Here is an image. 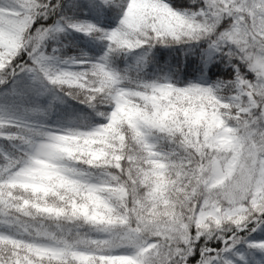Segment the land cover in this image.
Masks as SVG:
<instances>
[{
	"label": "snow or ice",
	"instance_id": "obj_1",
	"mask_svg": "<svg viewBox=\"0 0 264 264\" xmlns=\"http://www.w3.org/2000/svg\"><path fill=\"white\" fill-rule=\"evenodd\" d=\"M0 264H264V0H0Z\"/></svg>",
	"mask_w": 264,
	"mask_h": 264
}]
</instances>
